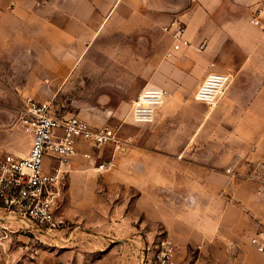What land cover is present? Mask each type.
Segmentation results:
<instances>
[{
  "label": "rangeland",
  "instance_id": "1",
  "mask_svg": "<svg viewBox=\"0 0 264 264\" xmlns=\"http://www.w3.org/2000/svg\"><path fill=\"white\" fill-rule=\"evenodd\" d=\"M60 2L54 0L52 5L59 6ZM112 2L102 0L103 10L110 7ZM123 4L126 5V0ZM101 15L103 13L98 10L95 17L97 21L90 23L94 31L103 17ZM109 19L110 16L99 31L92 32V37L75 39V47L79 44L83 46L69 70L66 67L68 65L61 61L62 52L67 48L64 46L57 47L61 51L59 55L56 48L51 51L50 46L48 52L51 54L44 53L41 62L33 54V40H21L19 37L13 42L12 48L17 54L13 55L9 48L10 53L1 55L0 159L12 151L11 147L24 154L28 150L30 139L20 124L21 110L28 97L49 103L51 110L59 115L78 116L92 127L114 128L120 144H111L99 154L101 159L112 162L113 170L96 174L81 171V167L76 168L65 182L61 209L65 216L72 217L68 214L74 212L72 219L75 224L112 235L114 239H106L108 244L136 235L142 248L140 245V252L132 250L130 255L119 251L104 256L91 255L88 248H79L77 245L74 255L66 245L42 241L36 239L35 235L30 238L13 227L0 225V264H124L125 261L127 264H157L148 259L144 249L148 244H156L167 236L178 247V264H259L254 249L247 248L246 243L242 250L244 254L241 255L235 252L233 244L227 239L209 241L207 244L198 243L192 238L193 241L187 243L179 241L157 222L148 224L145 229L138 226L141 219L134 224H130V221L124 224L125 214H130L131 197L122 194L121 189L124 186L127 190L124 179L129 178V172L126 170L136 154L144 155L143 160H148L156 168L166 157L165 154L184 151L183 157L191 162L219 164L217 167L225 171L231 158L195 159L194 153H208L207 146L214 144L232 145L235 149L240 147L237 150L246 149L244 143L225 144L221 140L229 134L254 138L258 132L257 128L223 126L222 120L214 117L213 106L193 100L197 89L189 86L182 88V93L168 92L165 104L158 110L153 123L135 124L131 110L143 88L147 85L163 88V82L167 81L163 65L170 60L166 53L172 47V40L164 27L175 18L151 14L144 9L131 11L128 6H122ZM179 21L185 24L183 20ZM28 24L27 30L31 28L33 35L34 23ZM75 32L80 34L82 30L76 28ZM46 42L43 39V43ZM64 68L68 71L64 72ZM198 72L199 69L196 74ZM247 161L253 168L263 169L261 176L264 178V161L258 158ZM239 167L232 169V172L237 174V180L240 181L245 174ZM255 178L261 180L259 173H256ZM67 181L73 189L66 195ZM83 187H93L94 190L85 191ZM137 228L141 230L135 231ZM64 230L67 227L61 231ZM106 247L109 248L108 245Z\"/></svg>",
  "mask_w": 264,
  "mask_h": 264
},
{
  "label": "crops",
  "instance_id": "2",
  "mask_svg": "<svg viewBox=\"0 0 264 264\" xmlns=\"http://www.w3.org/2000/svg\"><path fill=\"white\" fill-rule=\"evenodd\" d=\"M53 1L0 0V57L11 51L16 55L17 52L12 50L13 42L20 37L21 40H33V54L41 62L44 53L51 54L48 52L50 46L51 51L56 48L58 55L61 52L59 47H67L62 52L61 61L68 65L69 70L83 46L79 44L75 47V39L92 37V32L99 31L108 22L109 16L112 19L120 7L128 6L131 11L144 9L151 14L175 18L167 25L178 20L185 22L186 36L191 46L174 52L173 57L164 63L167 81L163 82L162 87L167 92L182 93L181 89L185 86L198 89L206 76L214 71L232 76V83L213 106L212 113L217 120H222L223 126L257 128L258 135L252 138L229 134L225 139L221 138L224 139L222 143H244L246 149L237 150L240 147L235 149L232 145L218 146L213 143L207 146L208 153H194L193 157H229L231 161L226 169L234 170L240 166L239 170L242 169L245 176L239 181L237 174L218 168L219 164L191 162L183 157L184 151L165 154L166 157L156 168L148 160H143L144 155L136 154L126 170L129 172V178L124 179L127 190L124 186L121 189L122 194L131 197L130 214L125 212L124 224L129 221L134 224L141 219L138 226L145 229L148 224L157 222L179 241L187 243L193 241L192 238L198 243L207 244L209 241L227 239L233 244L235 252L241 255L244 254L245 243L247 248H253L251 236L264 230L263 169L253 168L247 161L252 158L264 161V30L250 22L252 5L259 0H126L125 6V0H112V5L105 7V10L101 6L102 0H60L59 6L52 5ZM98 10H101L103 17L94 31L90 23L96 20ZM28 23H34L33 35L31 28L27 30ZM76 28L82 32L76 34ZM43 39L50 44H44ZM67 69L64 68V72ZM11 150L9 153L26 156L30 143L26 154L17 152L14 147ZM87 150L89 148L83 146L82 151ZM82 151L75 158V168L72 167L70 175L78 167H81V171L99 174L84 159ZM256 173H259L261 180L255 178ZM72 189L73 186L67 181L66 195ZM82 189L89 192L94 190L93 187ZM68 215L74 217V212ZM66 217L70 226L64 231H41L30 221L15 220L1 212L0 225L13 227L30 238L35 235L36 239L42 241L66 245L74 255L77 245L88 248L91 255L106 256L119 251L130 255L132 250L138 253L141 250L142 243L136 235L121 240L116 238L108 244L106 239L113 238L112 235L108 236L100 230L92 231L84 225L75 224L72 217ZM71 225L74 226L70 228ZM255 252L258 263L262 264V256Z\"/></svg>",
  "mask_w": 264,
  "mask_h": 264
},
{
  "label": "built area",
  "instance_id": "3",
  "mask_svg": "<svg viewBox=\"0 0 264 264\" xmlns=\"http://www.w3.org/2000/svg\"><path fill=\"white\" fill-rule=\"evenodd\" d=\"M250 22L264 30V0L252 5ZM164 30L172 40L166 57L171 58L174 52L191 46L183 22L173 21ZM231 80L228 73H209L198 87L195 101L215 106ZM167 95L158 86L143 88L132 106L133 122L153 123ZM20 124L30 139V150L26 156L8 152L0 159V212L15 220L30 221L41 231H60L70 226L61 207L65 182L75 158L87 146L89 150L82 151L84 159L99 174L108 171L112 162L101 159L99 154L111 144H120L117 132L109 126L92 127L78 116L59 115L51 110L49 103L33 97L24 101ZM226 171L231 173L232 169ZM250 244L262 256L264 264V230L253 234ZM146 251L148 259L157 264H178V247L169 236L148 244Z\"/></svg>",
  "mask_w": 264,
  "mask_h": 264
}]
</instances>
